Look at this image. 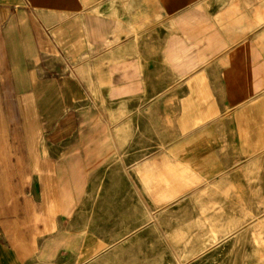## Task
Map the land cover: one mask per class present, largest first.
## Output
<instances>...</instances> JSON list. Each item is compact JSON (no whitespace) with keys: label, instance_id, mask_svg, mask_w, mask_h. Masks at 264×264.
I'll use <instances>...</instances> for the list:
<instances>
[{"label":"crops","instance_id":"obj_1","mask_svg":"<svg viewBox=\"0 0 264 264\" xmlns=\"http://www.w3.org/2000/svg\"><path fill=\"white\" fill-rule=\"evenodd\" d=\"M262 19L258 0H0V264L89 263L107 243L73 220L119 157L211 181L262 154Z\"/></svg>","mask_w":264,"mask_h":264},{"label":"rangeland","instance_id":"obj_2","mask_svg":"<svg viewBox=\"0 0 264 264\" xmlns=\"http://www.w3.org/2000/svg\"><path fill=\"white\" fill-rule=\"evenodd\" d=\"M145 155L119 157L79 207L81 232L107 243L87 264H264V152L211 181Z\"/></svg>","mask_w":264,"mask_h":264}]
</instances>
